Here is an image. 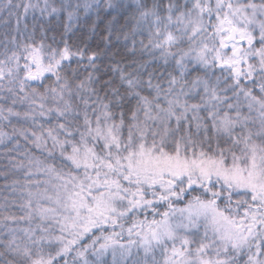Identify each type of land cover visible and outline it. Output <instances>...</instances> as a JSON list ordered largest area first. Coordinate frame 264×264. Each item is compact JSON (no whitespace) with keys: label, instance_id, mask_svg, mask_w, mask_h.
<instances>
[{"label":"snow or ice","instance_id":"obj_1","mask_svg":"<svg viewBox=\"0 0 264 264\" xmlns=\"http://www.w3.org/2000/svg\"><path fill=\"white\" fill-rule=\"evenodd\" d=\"M0 25V264H264V0H0Z\"/></svg>","mask_w":264,"mask_h":264},{"label":"trees","instance_id":"obj_2","mask_svg":"<svg viewBox=\"0 0 264 264\" xmlns=\"http://www.w3.org/2000/svg\"><path fill=\"white\" fill-rule=\"evenodd\" d=\"M28 20H29V24L31 25V22H32L31 16H29ZM38 22L41 24H44L45 28L49 30V35H56L57 38H59V35L63 33L64 26L67 23L63 15H61L60 17L53 16L50 18H39L38 17ZM99 28L103 29V24H100ZM0 29H2V25H0ZM79 34L80 33L78 32L77 35ZM89 43L91 44L93 48H95V45L99 43V37L93 36L92 40ZM73 67H76L75 63H73ZM5 130H8V129H5ZM0 162H2V160H0ZM2 183H3V180L0 179V184Z\"/></svg>","mask_w":264,"mask_h":264}]
</instances>
